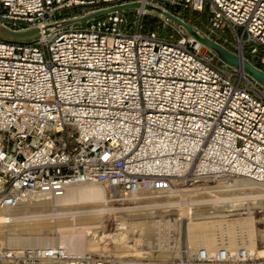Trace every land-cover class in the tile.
Instances as JSON below:
<instances>
[{"label": "built area", "instance_id": "2783aa9c", "mask_svg": "<svg viewBox=\"0 0 264 264\" xmlns=\"http://www.w3.org/2000/svg\"><path fill=\"white\" fill-rule=\"evenodd\" d=\"M135 1L208 7L214 29L234 31L240 56L246 43L264 47V0H0V23L41 30L29 43L0 37V208L94 182L112 198L235 177L264 182V87L243 69L188 34L144 32L143 8L132 21L116 10L45 32ZM253 254L200 247L182 264H247ZM46 263L110 261L62 244L0 243V264Z\"/></svg>", "mask_w": 264, "mask_h": 264}, {"label": "rangeland", "instance_id": "374dc122", "mask_svg": "<svg viewBox=\"0 0 264 264\" xmlns=\"http://www.w3.org/2000/svg\"><path fill=\"white\" fill-rule=\"evenodd\" d=\"M164 9L168 10L166 8ZM136 10L139 9L125 10L129 20L132 21L136 18ZM168 11L174 13L172 10ZM182 12H185L187 14V18L193 19V21L187 22L182 16H179L175 13L174 14L194 26L195 29L200 33L208 35L210 38L216 40L227 49L239 54L237 37L234 31L229 28L225 30L214 29L210 24V12L208 7H206L204 12L195 11L192 9H188L187 11L182 10ZM146 13L149 14L148 16H156L157 19L154 22V26L158 31H160V35L166 37L173 35L175 38H177L181 34H188V31L185 27L175 22L171 18L166 17L163 13L157 14L149 11H146ZM145 20L146 18L143 21ZM238 30L240 32L242 31L240 27H238ZM217 39H219V41ZM245 56V58L250 60L252 63L261 62L259 57L264 56V47H258L256 50V46L254 44L246 43ZM237 178L239 179L240 177H235L228 180L230 183H233L234 179ZM221 181L224 182L227 180H217L209 183H197L175 189L174 191L176 192L174 193H177L178 196L174 197V199L178 203L171 208H161V206H158L156 202V200L165 202L166 199L168 200L171 198V192L149 193L143 191L137 194L122 195L119 199H116L111 197L110 189L105 186L107 197L110 199L109 205L115 210L114 212H106L103 215L104 220L102 221L99 229L104 231V235L102 238L96 237V241L99 240L98 250L90 251L86 249V245L88 244L85 243H88V236L79 235L81 232L79 230H82L83 233L85 230L81 228H75L71 225L60 227L56 231L42 232L39 234L41 236H55L58 237V239L63 238L67 241L69 240L71 247L78 249L76 252H93L104 255L110 261L109 264H182V261L189 258L190 254L194 251L189 250L191 247L187 241L186 233H184L178 225L179 223L181 225L182 222H186L189 215L192 213L190 208L196 207L192 203H194L193 201L196 198L197 193L195 192L196 190L194 191L190 189H212L221 183ZM56 205L57 201L54 199L49 200V202L32 200L31 202H26L16 208L5 209H7L6 211L9 210L8 212L13 213L14 216L17 217H28L38 212L50 214L54 212L57 213L70 210L69 206L58 207ZM99 205L101 206V204H96L95 206L98 208ZM85 206L92 205L86 204ZM221 207L222 204L216 206L217 209H220ZM89 208L90 207H88V209ZM207 208L208 207L206 205L202 209ZM238 208V211H234L230 218L249 216L250 213L253 212L255 215V225L257 232V247L259 249H264V193L259 195L258 199L256 200H245ZM84 209H87V207ZM121 232L125 236L124 239L119 240L118 237L119 233ZM14 234H19L24 237L32 235L26 231L13 230L11 234H8L6 237H4V239H0V243L6 248H23L30 246L12 245L7 237ZM35 235H37V233ZM128 239L129 241L132 240L137 244L132 246L133 242L127 243ZM185 250L186 252H182ZM247 264H264V255L259 254V252L254 253L251 260H249Z\"/></svg>", "mask_w": 264, "mask_h": 264}, {"label": "bare ground", "instance_id": "6f19581e", "mask_svg": "<svg viewBox=\"0 0 264 264\" xmlns=\"http://www.w3.org/2000/svg\"><path fill=\"white\" fill-rule=\"evenodd\" d=\"M141 8L145 10L144 5ZM190 190H196L197 195L193 201L194 203H192L196 207L190 208L192 213L186 222H182L181 225L180 223L178 224L183 232L186 233L187 241L191 247L189 250H196L201 246L209 249H214L220 245L227 246L228 248L245 246L251 253L259 252V254L264 255V249L257 247V232L253 212L249 216L230 218L234 211H238V207L245 200H256L259 195L264 193V182H257L240 177L239 179H234L233 183H230L229 180L221 181V183L212 189L200 190L195 188ZM170 192L171 198L166 199L167 201L162 202L161 200H156L158 206H161V208H171L178 203L174 199V197L178 196L177 193H174L176 191L172 190ZM121 196L116 195L115 198L119 199ZM51 199L57 201L56 206H69L70 210L62 212L56 211L57 213L50 214L38 212L28 217H17L13 213L8 212L9 210L6 211L8 208H0V239H4L13 230H21L32 235L27 237L19 234L9 235L7 238L12 245L53 246L62 244L73 251H78V249L71 247L69 240L67 241L63 238L58 239L55 236H41L39 234L42 232L56 231L60 227L71 225L75 228L85 230L84 233L82 230H79L82 232L79 235L88 236V243H85L88 244L86 245V249L90 251L98 250L99 240L96 241V237L102 238L104 235V231L99 229L104 220L103 215L106 212H114L115 210L109 205L110 199L107 197L105 186L97 182L74 185L69 187L62 196L52 197L39 195L27 202H31L32 200L49 202ZM86 204L92 206H85ZM96 204H101V206L99 205L97 208L95 206ZM221 204L222 207L217 209L216 206ZM206 205L208 208L202 209ZM85 207L87 209H84ZM88 207L90 208L88 209ZM61 209L64 210L63 208ZM36 233L37 235H35ZM124 236L121 232L119 233L118 239H124ZM129 242L133 241H129L128 239L127 243ZM136 244V242H133L132 246Z\"/></svg>", "mask_w": 264, "mask_h": 264}, {"label": "water", "instance_id": "95a60500", "mask_svg": "<svg viewBox=\"0 0 264 264\" xmlns=\"http://www.w3.org/2000/svg\"><path fill=\"white\" fill-rule=\"evenodd\" d=\"M142 4L138 1L129 2L125 4L115 5L108 8L99 9L93 12H89L83 16H79L76 18H70L67 20H63L60 22H56L54 24H50L45 26V32L49 33L53 29L64 28L70 25L86 22L96 17H100L106 15L110 12L116 10H131V9H140ZM145 10L154 13H163L166 17L171 18L175 22L181 24L188 31L189 36L197 40L199 43L207 47L219 60L227 63L233 68L243 69L245 72L251 75L259 84L264 87V70L256 66L250 60L245 57L240 56L227 49L222 44L218 43L216 40L210 38L206 34H202L195 29L194 26L187 23L179 16L175 15L171 11L165 10L164 8L154 5V4H146ZM41 35V30L38 27H31L24 30H12L2 23H0V37L4 40L11 42H20V43H29Z\"/></svg>", "mask_w": 264, "mask_h": 264}, {"label": "trees", "instance_id": "16d2710c", "mask_svg": "<svg viewBox=\"0 0 264 264\" xmlns=\"http://www.w3.org/2000/svg\"><path fill=\"white\" fill-rule=\"evenodd\" d=\"M206 9V8H205ZM205 9L202 11L204 12ZM175 14L182 16L187 22H192L193 19H188L187 18V14L185 12H182L180 10H172ZM187 11V10H186ZM149 14H145L144 16L141 17V26H142V30L144 32H152V31H157L160 34V31H158L155 26H154V22L156 21V16H148ZM146 18L145 21H143ZM134 20V19H133ZM162 36V35H160ZM219 41V39H217ZM221 42V41H220ZM256 66H258L259 68L264 70V64L262 62H256L254 63Z\"/></svg>", "mask_w": 264, "mask_h": 264}]
</instances>
